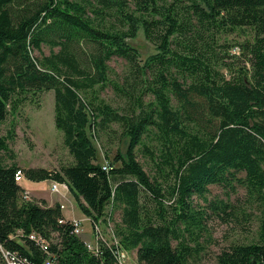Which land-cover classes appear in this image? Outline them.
Listing matches in <instances>:
<instances>
[{
	"label": "trees",
	"instance_id": "obj_1",
	"mask_svg": "<svg viewBox=\"0 0 264 264\" xmlns=\"http://www.w3.org/2000/svg\"><path fill=\"white\" fill-rule=\"evenodd\" d=\"M141 27L157 49L144 60L129 42ZM245 27L251 32L243 41L226 38ZM43 42L60 48L36 58L32 49ZM85 43L89 59L79 55ZM114 55L128 63L123 82H113L123 110L99 94ZM51 89L73 161L59 170L23 168L0 153L4 248L26 264H122L107 243L96 255L70 220L60 223L67 218L60 202L24 199L15 179L21 169L27 181L67 183L85 216L111 219L121 244L136 249L137 264H191L203 248L207 208L224 220L238 217L235 203L208 200L210 188H246L249 204L261 207L258 238L222 248L215 264L264 261V0H0V123L31 90ZM113 122L126 150L105 152L101 161L96 140ZM13 128L0 135V149H10ZM139 147L154 160L153 175ZM194 196L208 206L197 208ZM19 229L21 239L13 237ZM32 231L49 239L48 249Z\"/></svg>",
	"mask_w": 264,
	"mask_h": 264
},
{
	"label": "rangeland",
	"instance_id": "obj_2",
	"mask_svg": "<svg viewBox=\"0 0 264 264\" xmlns=\"http://www.w3.org/2000/svg\"><path fill=\"white\" fill-rule=\"evenodd\" d=\"M249 32H251L249 27L237 28L236 31L228 33L226 38L230 43H236L249 36ZM129 42L139 48L143 60L157 50L155 44L146 38L142 27L138 29L134 37L129 39ZM59 48L58 45L53 47L49 42H43L41 49L36 47L32 49V54L40 59L44 54L49 55L53 50L58 51ZM238 49L239 47L236 45L230 48L232 53H238ZM91 50L90 44L85 43L79 55H83L84 59H89ZM108 64L110 66L108 75L110 81L99 94L113 107L123 110L126 99L123 93L116 90L113 82H123L128 63L123 57L114 55L108 60ZM88 96L91 98L90 93ZM150 97L148 96L147 99ZM111 127L113 128L111 130L100 129L96 140L101 161L105 160V152L113 157L118 148L126 150L127 141L121 139L120 125L113 122ZM11 128L14 129V137L7 141L10 149L8 151L0 149L6 163L17 162L23 168L33 166L59 170L62 165L73 161V155L64 142L63 131L55 123V92L53 89L40 92L31 90L26 100L21 103L19 110L0 123V135H7ZM138 159L153 175L155 172L154 160L144 152L143 147L138 149ZM34 185L35 188H26L36 200L46 199L49 204L61 200L66 205L64 214L66 213L68 216H65L84 217L77 201L68 190L52 191L50 180L37 181ZM234 190L221 186L210 188V192L207 194L208 200L225 199L235 203L238 217L224 220L211 208H207L206 228L201 238L203 248L192 258L191 264H215L216 256L222 248L236 242H253L258 238L261 207L257 204H249L246 188L241 187ZM194 205L197 208L208 206L207 201L197 196H194ZM114 214L115 221L120 220V211L116 210ZM84 225L86 229L89 228L87 233H92L90 221L84 220ZM127 260L128 264H137L136 249L129 252Z\"/></svg>",
	"mask_w": 264,
	"mask_h": 264
},
{
	"label": "built area",
	"instance_id": "obj_3",
	"mask_svg": "<svg viewBox=\"0 0 264 264\" xmlns=\"http://www.w3.org/2000/svg\"><path fill=\"white\" fill-rule=\"evenodd\" d=\"M15 179L18 182H21L24 179V172L21 169H18L15 172ZM62 189L69 191V187L67 183L59 182L56 180L51 181L52 191L60 192ZM22 197L28 200L33 199L30 191L27 188H24L22 190ZM60 206L62 210H64L66 207V205L62 202H60ZM68 220H70L71 223L73 224V232L81 236L86 232L84 220L90 221L93 237L91 240L85 239V244L87 248L94 254L99 255L101 252V244L107 243L108 246L112 247L118 261L122 264H128L127 259L130 251L121 244L120 238L116 234L114 223L111 219H107L106 221H102V220L94 221L90 217L84 215L83 218H77V217L60 218L59 222L63 223ZM22 234H24V231L22 229H19L17 233L13 235V237L21 239ZM54 235H56V233ZM29 237L33 239L37 244H39L42 248L48 249L50 241L42 233L37 231H32L29 233ZM0 248L2 250V254L5 258L6 264L28 263L27 258L21 256L18 252L6 249L1 244H0ZM44 264H55V263L51 259H47Z\"/></svg>",
	"mask_w": 264,
	"mask_h": 264
},
{
	"label": "crops",
	"instance_id": "obj_4",
	"mask_svg": "<svg viewBox=\"0 0 264 264\" xmlns=\"http://www.w3.org/2000/svg\"><path fill=\"white\" fill-rule=\"evenodd\" d=\"M22 183V185L26 188H35L36 186L34 185V183H36V182H33V181H27V180H24V182H21ZM60 202H62L61 200H59ZM52 204V203H51ZM64 211V210H63ZM65 215H67L66 213H65ZM68 216V215H67ZM89 229V228H88ZM88 229H86V232L84 233V234H82V237L84 238V239H90L91 237H92V233H87V230ZM91 236V237H90Z\"/></svg>",
	"mask_w": 264,
	"mask_h": 264
},
{
	"label": "water",
	"instance_id": "obj_5",
	"mask_svg": "<svg viewBox=\"0 0 264 264\" xmlns=\"http://www.w3.org/2000/svg\"><path fill=\"white\" fill-rule=\"evenodd\" d=\"M252 264H264V261L255 256L252 258Z\"/></svg>",
	"mask_w": 264,
	"mask_h": 264
}]
</instances>
